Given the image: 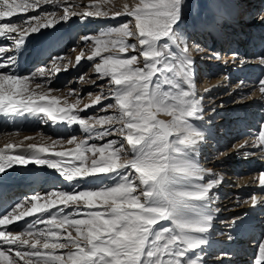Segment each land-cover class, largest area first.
<instances>
[{
	"label": "snow or ice",
	"instance_id": "6c2138e0",
	"mask_svg": "<svg viewBox=\"0 0 264 264\" xmlns=\"http://www.w3.org/2000/svg\"><path fill=\"white\" fill-rule=\"evenodd\" d=\"M53 2L0 0V38L11 42L0 44V115L42 114L54 123L79 125L88 135L80 142L76 137L68 139V144L76 143L74 153L52 152L57 158L42 154L59 141L51 146L28 144L16 154L9 152L21 145L9 143L7 152L0 149V174L16 165L34 164L56 170L72 185L71 191L25 197L0 218V226H5L0 229V264H204L206 234L214 220L211 193L220 181L205 182V170L195 162L206 137L194 123L204 119L203 97L196 94L195 62L187 38L180 33L186 19L185 0H134L115 12L112 19H128L96 37L87 56L89 61L99 58L93 67L99 78H107L109 91H102L82 109L111 100L100 110L113 111L90 117L73 113L79 100L61 107L60 98L48 94L54 89L30 90L37 77L48 76L46 66L27 75L16 71L27 36L58 22L48 18L54 14H23ZM64 13L59 19L76 15L68 8ZM18 15L23 18L12 20ZM84 15L108 17L109 13L97 5L96 11ZM258 19L264 21V13ZM218 23L217 17L201 26L212 32ZM83 57L81 52L77 62ZM259 59L264 65V57ZM35 88L44 89V85L36 83ZM260 91L264 93V79ZM161 114L169 119H161ZM112 136L118 139L99 146L88 143ZM253 147L264 151V123ZM258 180L264 188V172ZM82 183L100 186L80 187ZM186 184L194 187L186 188ZM251 203L264 204V196L253 195ZM33 216L37 218L19 233L8 230L7 226ZM253 264H264V240L257 245Z\"/></svg>",
	"mask_w": 264,
	"mask_h": 264
},
{
	"label": "rangeland",
	"instance_id": "374dc122",
	"mask_svg": "<svg viewBox=\"0 0 264 264\" xmlns=\"http://www.w3.org/2000/svg\"><path fill=\"white\" fill-rule=\"evenodd\" d=\"M54 2L41 4L39 9L29 11L23 15L31 17L38 14H54L55 19L58 22L55 23L56 25L53 28L45 31V33L49 35L52 33V30H58L61 28L67 34L72 32L73 38L71 37L72 39H68V36L65 38L64 41L66 42V48L64 51H58L56 47L52 50L47 48L46 61H41V63L34 67L32 66L29 70L23 68V70L20 71V74L27 75L42 66H46L48 76L44 79L37 77L35 81L30 83L29 88L32 87L31 89H33L36 83L45 82V80H47L44 85L45 89L51 88L56 91L48 93L50 96L52 95L51 93H66L67 98L80 101L77 109L73 110L74 114H78L81 117L111 114V110L105 114L102 113L100 108L97 106L92 110L87 112L85 111L84 113L77 111L78 109H82V107L87 104L86 101L92 100L94 95L100 93V89L97 87L101 86H93L90 82V77L88 76L89 72L94 69L93 65L96 62H99V58L93 61H88L86 58V63H81V61L77 62V57L79 52H83L85 56L91 55L93 50V40L102 32L107 31L110 25L112 26V23L105 25L107 20L95 23V17H89L90 19H93L88 21L85 20L86 18L88 19L85 15L80 16L81 12L96 11L97 5L100 8V0H54ZM239 2L243 4L241 5L242 8L249 7L248 4L245 5V0H239ZM44 5H48V8L44 7ZM53 5L55 6L52 7ZM65 8L69 9V13L74 12L76 15H69L67 20L59 19L64 16ZM108 11L115 14V10L109 9ZM192 11L195 13L194 8H192ZM250 11L251 12L249 13H251V15L247 16L246 14L245 17L250 18L248 22L254 26L253 30H256L257 33L253 37L250 35L249 39L245 42L237 40V43L247 48V53L249 54L246 55L243 60L237 59V61L235 59V65H230L233 63L232 60L227 63L228 65L225 63L232 57L230 55L232 49H229V47H226L227 49L225 48V50L222 51V60L218 63V59H213L217 51L210 38H207L206 41H198L197 36L194 34L187 39L189 44V55H191L195 64H197V67L195 66L194 70V78H196V81L194 82L196 86V94L199 97L209 93V95L203 97L202 100L203 109L206 113L204 115V120H201V122L203 121L202 123L205 127H207V129H210V127L215 129V132L213 131L207 133V135L211 137V140L209 141L210 143L207 145L204 144L205 142L202 143L204 145L202 147L205 148V151H203L204 159L206 158V153H210L207 156L211 158L206 161L204 160L203 164L207 162H214L216 160L223 165L226 161L232 170H229V175H223L221 177L220 173L223 172L222 166H209L207 167L209 170L206 169L212 179L219 178L220 181L212 190L211 195L214 197L216 193H220L216 195L217 198L213 199L211 205V208L215 206V209L212 210L214 212L213 221H216V223H213L211 228V230L213 229L212 232L214 239H208L207 244L211 245V248L215 247L216 252L213 256L208 257V255L212 254V249L211 252L208 251L210 249H205L206 254L203 257L204 264H253L256 257L257 245L261 240H264V204L253 206L251 203V197L253 195L258 197L264 196V188L259 186L258 180L260 174L264 172V151H262L261 148L253 147V145L258 141L261 124L264 123V93L260 91V81L264 79V65L260 63L259 59L260 57H264V21L258 19V16L261 13H264V0H257ZM23 15L15 16L12 20H21ZM49 16L53 15H48V17ZM236 18L235 20L237 21L240 16ZM127 19L128 18L125 20ZM125 20H123V22ZM190 24L191 21H188L187 26ZM240 28L246 29V26L241 25ZM222 31L223 33H227V29H223ZM225 33L223 36L228 37L229 35H226ZM241 34L242 33H240V35ZM89 36L91 39L85 42L84 38ZM250 39L252 40L251 43ZM129 42L132 43L134 40H129ZM0 44L9 45L11 42L0 38ZM82 47L85 48L82 49ZM226 54H229V56L227 57ZM54 57H59V59H57L53 64L52 60ZM225 57L227 58L226 60H224ZM210 59H212V61H210ZM76 63H79L76 66L82 68V71L79 75L74 76L71 74L76 67ZM34 64H36V62ZM235 66H238L239 71H235ZM57 68L59 69L58 71H53V69ZM199 73H201V75ZM235 73L238 74L235 75ZM60 75L63 76V81H61L62 83L56 84V82H53L57 81V78H60ZM214 79L216 80L212 83ZM48 81H50V83ZM103 88L106 91L109 90L108 80L104 82ZM62 100L63 99L61 98L60 101ZM108 103H111V101ZM28 115L32 116L30 114ZM163 117V115L160 116L161 119H167L166 117ZM213 119L215 120L210 122ZM22 120L23 118H21V121ZM24 123H26V121ZM56 123L61 124L63 122L59 121ZM65 125L66 126L64 127L65 129L63 132H55L52 127H50L51 123L43 122L42 124L41 122L40 124H37L35 131L21 128L14 133L15 135H19L36 134L41 132L47 138L52 139L56 137L59 141L57 144H62L63 148L72 145L67 143V140L72 137H76V142L86 139L88 134L84 133L79 125H69L67 122H65ZM220 130L228 131L220 133ZM217 132H219L217 136L218 138H221L220 142L222 141L221 143L223 146L219 148V150H212L210 147H213L215 143L211 145V141L213 142L214 139H217L215 142L219 141L218 138H214V134ZM222 134L225 136H222ZM64 142L66 144H64ZM88 143L89 145L97 144L98 141H96V139H91ZM75 147L76 144L74 146V150ZM207 148H209V150ZM74 150L72 151L73 153ZM89 156H91V153H86V157ZM69 158L73 159V157H68V159ZM200 158L202 157H199V161ZM204 168L206 167H203V169ZM207 181L208 180H205V182ZM223 181L226 183H223L222 185ZM40 186L41 184L39 182L35 185V189L33 191L23 193L15 200L14 205L23 201L25 197H30L33 194H39L38 189ZM260 188H262V190H260L262 192L256 193V191ZM52 189L61 190L53 187L51 188V191ZM51 191H48L47 193ZM26 206L27 205H25V207ZM10 210L6 213L10 212ZM50 211L55 212L56 209H51ZM44 215L47 216L48 213H45ZM2 217L3 215L0 218ZM36 218L37 217L34 219ZM34 219H23L22 224L20 223L17 225V227H20L16 229L18 231L9 228L8 230L13 231L14 233H19L25 225ZM241 220L248 222L249 226L248 229L245 230V241L244 239H241L236 244L238 251L237 254H239V256L233 257L232 254L228 253L229 255L227 257H221L220 254L225 253L223 248L230 243L228 241L227 243L226 240H229V235H231L234 227ZM233 221H235V223H233ZM4 227L5 226H0V229H3ZM37 227L43 228L44 225H38ZM237 238L240 239V237ZM234 239L235 235L233 237V240ZM251 240L254 241L252 242Z\"/></svg>",
	"mask_w": 264,
	"mask_h": 264
},
{
	"label": "bare ground",
	"instance_id": "6f19581e",
	"mask_svg": "<svg viewBox=\"0 0 264 264\" xmlns=\"http://www.w3.org/2000/svg\"><path fill=\"white\" fill-rule=\"evenodd\" d=\"M256 1L257 0H245V5L248 4L249 7L242 8L241 5H243V4L241 2H239V0H185V2H186V8H185L186 19L183 22V24L180 26V33L182 36H185L187 39L195 34L198 38V41H200V40L206 41L207 38H210L212 41V44L215 45L214 47L216 48V51H217L213 59H218V63L221 62V60H222V58H221L223 56L222 51L225 50L226 47L227 48L229 47V49H232V51L230 53V55L232 57L230 59H228V61H226L225 63L227 64L228 62H230V60H232L233 63L230 65H235V63H234L235 59L236 60L237 59L243 60V58L249 54V53H247V51H248L247 48H245L241 44L237 43V40H240V41L242 40L245 42V41H247V39H249L250 35H252V37H253L257 33L256 30H253L254 26H252L250 24V22H248L250 20V18L245 17L246 14H247V16L251 15V13H249V12H251L250 9L252 8L253 5H255ZM258 1H260V0H258ZM133 2H134V0H100V5H101L100 10L108 12L109 16L108 17H95V20H96L95 23L96 22L100 23L102 21L107 20L105 22V25L112 23V26L110 25L109 29L116 27V26H119L120 24H122L123 20H125L127 17L121 16L119 18L112 19L111 17L114 16V13H111L108 10L111 9V10H115V12H116V8H117V11L118 10L120 11V10H122L123 5L125 3L131 4ZM47 6L44 5V7H47ZM54 6L55 5H53L52 7H54ZM192 8L195 9V13H193ZM112 12H114V11H112ZM84 13H86V12H81L80 16H83ZM238 16H240V18H238V20L236 21L235 18ZM217 17L219 18V23L216 25L215 31L209 32V31H206L203 29V27L201 26L203 21L215 19ZM48 18L49 19H55V15L49 16ZM93 18L90 19L88 17V19L86 18L85 20L89 21V20H92ZM188 21H191V24L187 26ZM55 25L56 24H54L53 26H50L49 28L41 29V31L38 33H32V34L27 36L25 45L21 49V54L18 57V65L19 66L16 69V71L19 74L23 68H26V70H29L30 68H32V66L34 67V66L38 65L39 63H41V61L42 62L46 61V56H47L46 50H47V48H50V50H52L56 47V49H58V51H64L65 50L66 42L64 40L67 36H68V39H70L73 36V33L70 32L67 34L61 28H59L58 30L57 29L52 30L53 34L50 32H49L50 33L49 35L45 33V31L53 28ZM241 25L246 26V29L240 28ZM222 28L227 29V33H225V32L224 33L226 35L228 34L229 35L228 37L223 36L224 33L222 31L223 30ZM239 32L242 34L240 35ZM253 40H254V38H253ZM251 41L252 40L250 39V43H251ZM85 47H82V49ZM113 51H116V50L113 49ZM103 54L108 55L109 53H103ZM129 55H131V54H129ZM226 55H227V57L229 56V54H226ZM80 56H81V52H79V54H78V57H80ZM87 56L84 55V57L80 59L81 63L86 61ZM226 59L227 58L225 57L224 60H226ZM210 61H212V59H210ZM35 62H36V64H34ZM77 64H79V63H76L75 66ZM195 66L197 67V64L194 63V70H195ZM81 69L82 68H80L79 66H76L71 75H74V76L79 75L80 72L82 71ZM206 70H208V69H206ZM235 71H239L238 66H235ZM199 74L201 75V73H199ZM236 74H238V73H235V75ZM226 75H227V73H226ZM88 76L90 77L91 84H93V86L95 85L96 87L98 85L99 86L101 85L104 87V82L107 81V78H104V79L99 78L98 75L95 73L94 69H92L89 72ZM59 77L60 78H57V81H53V82H56V84L62 83L61 81H63V76L60 75ZM194 77H195V75H194ZM42 79H44V78H42ZM195 79L196 78H194V82L196 81ZM215 80L216 79H214L212 81V83ZM93 81H95V83H93ZM46 82H47V80H45V82H41V84L45 85ZM103 87L102 88L97 87L100 89L99 90L100 93H98L97 95H100L102 91L104 93H108L109 90L106 91V90H104ZM31 88H30V90H35L36 92L46 90L45 87H44V89H36L35 85H34L33 89H31ZM51 94H52L51 96H55V97H59L60 99L61 98L63 99L62 101H60L61 107H66L69 104H73V103L77 102L76 99L67 98L66 93H60V94L59 93L58 94L57 93H51ZM97 95H94L92 100L86 101V103H87L86 105H91ZM208 95H209V93L208 94L206 93V95L199 96V97H205ZM109 101H111V100H102L101 105H96V106L101 109L103 104H107ZM111 102H113V101H111ZM82 109H84V107H82ZM82 109H78L77 111L84 113L85 111L87 112L89 110L94 109V107H89V108H87V110H82ZM111 111H113V110H111ZM102 113L105 114L106 112H102ZM205 113H206V111H204L203 115H205ZM161 115H163V114H161ZM164 117L169 119V117H167V116H164ZM21 118H23L22 121H21ZM214 120L215 119H213L210 122H213ZM25 121H26V123H24ZM41 122H42V124H43V122L51 123L50 127H52V129L55 132H59V131L63 132V130L65 129L64 127L66 126L65 122H63L61 124L54 123L52 120L44 117L42 114L40 116H29L26 113L23 116H13V117H5L3 115H0V149H4L7 152V151H9L5 148V146L7 144L11 143V144H15V145H21V147H18V148L11 150L9 152V154H16V153H22L24 151V148L28 144H37L38 146H51L53 144V141H58L56 137L50 139V138L45 137L41 132L36 133V134H19V135H15V133H14L17 130H20L21 128L26 129V130H30V131L31 130L35 131V128H37V124H40ZM57 122H59V121H57ZM202 122L201 121H194V123L196 124L197 127H199L200 129L205 131V137L206 138H205L204 144L207 145L208 143H210L209 141L211 140V137L208 136L207 133L213 132L215 129H212L211 127H210V129L209 128L207 129V127H205V125ZM227 131L228 130H223V131L220 130V133L227 132ZM218 133L219 132H217L216 134L213 133L215 136L214 138H218V136H217ZM222 136H225V135L222 134ZM26 137H31V139L26 140L25 139ZM108 139H118V137H116V136L106 137L105 141L96 140V141H98L97 145L98 144L101 145V144L105 143ZM218 139H219V141H216V142H215V140H217V139H214L213 142L211 141V145L215 143L213 147H210V148H212V150H215V149L219 150V148H221L223 146V144L221 143L222 141L220 142L221 138H218ZM64 144H66V143L64 142ZM75 144L76 143H73L72 145H69V146H66L63 148L62 144L56 143L54 145V147L50 148L49 153L42 154V155H44L45 157H50V158H57V157L52 156V152H72L74 150ZM202 146H204V145L203 144L200 145V151L195 157V162L198 164V166L200 165L199 167H201L202 169H203V167H206V168H204L205 180L212 179V177H210L211 175H209L207 173V170H209V169H207V167H209V166L216 167V166L220 165L223 167V172L220 173L221 177L223 175L224 176L229 175L230 174L229 170L230 171H232V170L230 169V166L227 164L226 161L223 163L224 166L221 165L216 160L214 162H207V163L203 164L204 160L206 161V160L211 159V158L207 156L210 153L209 154L206 153V155H205L206 158L204 159L203 151H205V148H203ZM207 149L209 150V148H207ZM199 157H202V158H200V161H199ZM66 159L69 160L70 162H77L78 163V161H73L72 158L68 159V157H66ZM39 182H40L41 186L38 189V193L41 196L46 194L48 191H51V188H53V187L57 188V189H63L65 191L72 190V185L69 182H67L66 180H64L58 174V172L54 169H50V168H47L46 166H39V165H34V164H29L27 166H18V165L13 166L11 169H7L5 173L0 174V215L5 213L6 211H8L10 209V206L13 203V201L15 199L19 198L23 193L33 191L35 189V185ZM106 183H108V182H106ZM223 183H226V182L223 181L222 185H223ZM97 186H100V185L99 184H87V185H85L83 183L80 185V187H90V188L91 187H97ZM184 187L192 188V187H194V185L186 184V185H184ZM260 190H262V188L258 189L256 191V193L262 192ZM219 193L220 192L216 193L215 196L213 197V199L217 198L216 195H218ZM43 202H45V201L42 200L41 203H43ZM212 209H215V206L212 207ZM21 210H23V209H21ZM201 211H203V209H201ZM198 214H199V212L189 213V215H192V216L198 215ZM38 215L39 214H37V216ZM35 217L36 216L26 217L25 219H29V218L34 219ZM22 222H23V220H21L19 222H15L12 225H9L7 227L9 229H14L15 231H18L16 229H18L20 227H17V225H19L20 223L22 224ZM213 223H216V221H213ZM248 226H249V224L245 220H241L238 222V224L234 227V230L232 231V233L230 235L232 237V239L226 240V242L228 241L230 243L223 248V251L225 253L226 252L230 253V254H232L233 257L239 256V254H237L238 251H237V247H236L237 245L236 244L241 239H244V241H245L244 234H245V230L248 229ZM212 231H213V229L210 230V232L208 234H206L208 239H214ZM15 233H17V232H15ZM234 235H235V239L233 240ZM237 237H240V239H238ZM251 241L253 242L254 240H251ZM5 247H7V246H5ZM204 247H205V249H207V248L210 249V250H208L209 252H211V249H212V254L208 255V257L213 256V254L216 252L215 247L211 248V245H206ZM190 255H194V254L190 253ZM238 259H241V258H238ZM198 264H199V262H198Z\"/></svg>",
	"mask_w": 264,
	"mask_h": 264
}]
</instances>
